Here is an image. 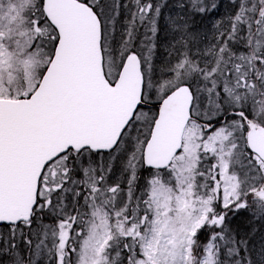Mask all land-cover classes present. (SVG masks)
Instances as JSON below:
<instances>
[{
	"label": "snow or ice",
	"instance_id": "6c2138e0",
	"mask_svg": "<svg viewBox=\"0 0 264 264\" xmlns=\"http://www.w3.org/2000/svg\"><path fill=\"white\" fill-rule=\"evenodd\" d=\"M226 2L0 0V264H264V0Z\"/></svg>",
	"mask_w": 264,
	"mask_h": 264
},
{
	"label": "rangeland",
	"instance_id": "374dc122",
	"mask_svg": "<svg viewBox=\"0 0 264 264\" xmlns=\"http://www.w3.org/2000/svg\"><path fill=\"white\" fill-rule=\"evenodd\" d=\"M227 9H228V6H227L226 0H221V7L219 9V15H224L225 12L227 11ZM198 26L201 28H204L205 26H207L209 28L211 27L210 23H208L207 21H205L204 24H199ZM238 223L240 224L241 227H244V224H245L244 218L241 217L238 220Z\"/></svg>",
	"mask_w": 264,
	"mask_h": 264
}]
</instances>
